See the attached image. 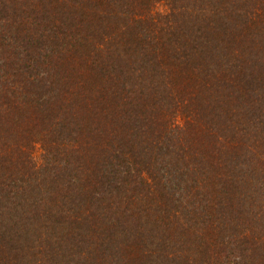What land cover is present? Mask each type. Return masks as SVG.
<instances>
[{
	"label": "trees",
	"instance_id": "16d2710c",
	"mask_svg": "<svg viewBox=\"0 0 264 264\" xmlns=\"http://www.w3.org/2000/svg\"><path fill=\"white\" fill-rule=\"evenodd\" d=\"M0 264H264V0H0Z\"/></svg>",
	"mask_w": 264,
	"mask_h": 264
}]
</instances>
